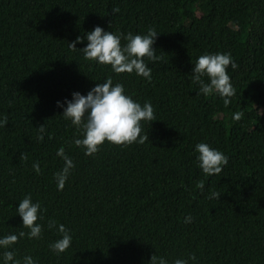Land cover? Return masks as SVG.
<instances>
[{
	"label": "trees",
	"instance_id": "16d2710c",
	"mask_svg": "<svg viewBox=\"0 0 264 264\" xmlns=\"http://www.w3.org/2000/svg\"><path fill=\"white\" fill-rule=\"evenodd\" d=\"M97 25L118 34L155 29L159 60L144 58L150 81L84 60L86 40L68 46ZM217 52L236 64L226 69L236 89L228 104L197 95L190 77L198 56ZM109 76L133 100L149 101L155 121H141L143 143L105 141L86 156L56 102ZM0 116L8 121L0 127V236L27 232L16 214L25 195L43 208L40 238L18 239L16 258L149 264L156 255L172 264L194 254L195 264H264V0H0ZM198 142L228 157L220 174L197 167ZM61 146L75 166L58 191ZM50 220L70 230L63 253L49 249L60 238Z\"/></svg>",
	"mask_w": 264,
	"mask_h": 264
},
{
	"label": "clouds",
	"instance_id": "9594fccd",
	"mask_svg": "<svg viewBox=\"0 0 264 264\" xmlns=\"http://www.w3.org/2000/svg\"><path fill=\"white\" fill-rule=\"evenodd\" d=\"M157 34L153 28H148L144 34L131 32L118 34L105 31L97 25L85 32L83 37L78 36L76 41L68 43V46L75 50L76 43H80L82 39L86 40V45L80 48L84 60L94 62L97 66H110L111 71L116 74H135L150 81L151 68L147 66L144 58L149 61L159 60L153 48ZM121 40L124 41L123 44ZM192 64L190 77L191 81L199 86L197 95L215 94L228 104L236 91L226 71L229 66L236 68L230 55L219 52L203 54ZM202 77H206L207 80ZM56 105L63 109L60 115L76 129L77 135L72 143L83 150L86 156L97 153L105 141L117 146L143 143L148 139V135L142 134L141 121H155L151 103L144 101L141 104L133 100L125 93L121 83H113L111 76L101 83H96L86 94L82 95L79 91H74L71 93V99L65 98L62 102L58 100ZM240 116L241 113L236 112L233 114V119L238 120ZM7 122L6 116H0V127H4ZM37 128V140L42 141L45 133L44 124ZM194 152L196 165L206 177L220 174L223 166L228 163V157L223 152L204 142L196 143ZM56 156L63 161L62 167L53 174L55 186L60 191L63 190L75 165L65 153L63 146L57 149ZM32 168L37 174L41 171L38 162H33ZM196 187L203 191V182L198 183ZM219 197V193L212 192L208 198L219 199ZM42 213L40 202H33L30 194L25 195L18 202L16 214L21 218V226L26 228L27 232L22 230L19 233L0 236V264H38L31 255L16 258L11 249L18 239L25 236L28 239L40 238L42 226L37 221L43 219ZM191 221V216L184 218L185 223ZM48 227L55 228L60 234L59 239L49 244V249L55 254L63 253L72 243L70 230L63 224L51 220ZM189 261L195 264L194 254H189L187 258H177L172 264H189ZM149 264H168V260L163 256L152 255Z\"/></svg>",
	"mask_w": 264,
	"mask_h": 264
},
{
	"label": "rangeland",
	"instance_id": "374dc122",
	"mask_svg": "<svg viewBox=\"0 0 264 264\" xmlns=\"http://www.w3.org/2000/svg\"><path fill=\"white\" fill-rule=\"evenodd\" d=\"M216 1H220V0H216ZM222 121H220V123H221Z\"/></svg>",
	"mask_w": 264,
	"mask_h": 264
}]
</instances>
